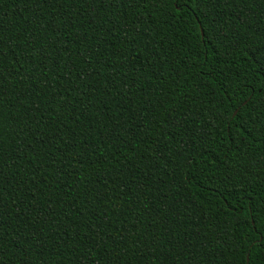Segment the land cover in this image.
Returning <instances> with one entry per match:
<instances>
[{
	"label": "trees",
	"instance_id": "trees-1",
	"mask_svg": "<svg viewBox=\"0 0 264 264\" xmlns=\"http://www.w3.org/2000/svg\"><path fill=\"white\" fill-rule=\"evenodd\" d=\"M0 264H264V0H0Z\"/></svg>",
	"mask_w": 264,
	"mask_h": 264
},
{
	"label": "water",
	"instance_id": "water-1",
	"mask_svg": "<svg viewBox=\"0 0 264 264\" xmlns=\"http://www.w3.org/2000/svg\"><path fill=\"white\" fill-rule=\"evenodd\" d=\"M202 34H203V31H202Z\"/></svg>",
	"mask_w": 264,
	"mask_h": 264
}]
</instances>
